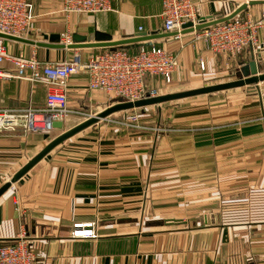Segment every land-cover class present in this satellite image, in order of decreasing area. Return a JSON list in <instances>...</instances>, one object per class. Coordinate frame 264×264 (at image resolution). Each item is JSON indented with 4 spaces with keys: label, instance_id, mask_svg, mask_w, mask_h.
<instances>
[{
    "label": "crops",
    "instance_id": "0c3cea01",
    "mask_svg": "<svg viewBox=\"0 0 264 264\" xmlns=\"http://www.w3.org/2000/svg\"><path fill=\"white\" fill-rule=\"evenodd\" d=\"M28 1V39L34 42L65 33L71 42L78 35L87 43H94L95 33L112 41L163 34L160 0H112L111 11L68 16L61 0ZM192 2L198 16L219 17L243 0ZM263 9L251 6L238 16L257 18ZM257 39L263 48L264 26ZM147 44L178 61L171 83L145 79L159 96L186 76L191 59L211 71L224 65L216 64L218 58L228 57L214 55L191 33L123 47L135 53ZM6 47L9 55L34 56L41 62L65 61L76 52L86 60L107 49L38 48L12 41ZM255 48L233 57L235 69L246 65L252 53L256 59L260 52ZM1 68L14 72L9 62ZM259 84L248 97L229 93L237 90L233 88L217 98L192 100L189 106H149L156 108L153 125L135 113L148 107L118 112L120 120L128 122L134 115L151 128L166 119L169 133L108 127L100 120L72 136L0 196V244L14 241L23 217L37 264H264V82ZM66 97L71 111L92 117L116 104L103 92L89 90L84 73L67 81ZM43 105L42 85L0 80V107ZM81 117L70 115L62 129L48 134L0 132V187L52 139L87 120ZM77 222H96L97 237L71 239V225Z\"/></svg>",
    "mask_w": 264,
    "mask_h": 264
},
{
    "label": "built area",
    "instance_id": "2783aa9c",
    "mask_svg": "<svg viewBox=\"0 0 264 264\" xmlns=\"http://www.w3.org/2000/svg\"><path fill=\"white\" fill-rule=\"evenodd\" d=\"M111 2L112 0H61L62 11L67 16L108 12L111 11ZM249 2L264 3V0H243L242 4ZM160 5L163 34H175L172 37L179 38L184 35L181 33L185 24L191 23L194 28L202 22L192 0H160ZM31 8L32 4L28 0H0V34L28 39L32 22ZM263 26L264 9L257 18L236 16L226 22L190 33L195 41H203L214 55L234 57L243 49L255 46L258 31ZM141 31L139 28L138 32ZM60 42L64 46L71 45L70 34H62ZM4 62L13 66V73L1 68ZM177 67L176 57L152 44H147L135 53L124 47H115L93 53L86 60L76 52L65 61L41 62L34 56L24 58L9 55L6 41L0 38V80L16 78L44 87L42 107H0V132L19 130L25 135L48 134L55 130V122L63 124L70 115H83L67 107L66 97L67 81L81 73L86 75L89 90L101 91L116 103L135 102L159 96L155 89L146 86L147 77L160 78L165 84H169ZM200 69H204L203 62H200ZM90 117L92 115L86 119ZM119 125L150 129L155 133L163 131L159 126L151 128L139 124L137 117H131L128 122L121 120ZM21 218L20 231L14 241L0 244V264H37L35 250L28 241L26 224L23 217ZM96 228V222L72 223L70 238L94 239L97 237Z\"/></svg>",
    "mask_w": 264,
    "mask_h": 264
},
{
    "label": "water",
    "instance_id": "95a60500",
    "mask_svg": "<svg viewBox=\"0 0 264 264\" xmlns=\"http://www.w3.org/2000/svg\"><path fill=\"white\" fill-rule=\"evenodd\" d=\"M261 4H264V3L249 2L248 4L239 5L227 15H221L215 18L214 17H202V22L199 25H196L194 28H192L191 23L185 24L183 27L185 29L182 31L181 34L190 33V32H193V30L199 31L208 26H213L219 23L226 22L238 16L240 13L244 12L248 7L255 6V5H261ZM172 36H175V34L152 33V34L147 35L146 33H141L133 38L122 39L119 41H112L109 36L102 35L100 33H95L94 43H87L86 37L72 35V44L68 46H64L60 42V39H61L60 35H49V36L44 35L43 39L46 41V43H42V42H34L29 39L16 38V37L0 34V38L5 41H12V42L31 45V46L38 47V48H50V49L115 48V47L127 46V45L134 44V43L144 42V41L146 42V41L154 40V39L161 38V37H172ZM260 82H264V73L259 72V67L257 65V62L254 59V54L252 53L251 60L246 65L240 67L239 77L234 81L215 84L211 86H205V87H201L198 89L183 91L179 93L161 95L158 97L148 98V99L139 100L135 102H118L110 107H107L106 109H104L103 111L95 115L94 117H91L75 125L74 127L63 131L60 135L52 139L41 151H39L32 159H30L23 167H21V169H19L10 178L9 181H7L5 184H3L0 187V196L4 194L11 187V185H13L18 180H20L34 165H36L41 159H43L48 153H50L56 147L61 145L64 141L78 134L82 130L95 125L100 120H103L112 114L123 112V111L134 110L138 108L149 107L153 105H160L166 102L185 99L189 97L214 94V93H218V92L233 89V88H239V87L249 86V85H256ZM53 127L55 129H62L63 124L61 122H55L53 124Z\"/></svg>",
    "mask_w": 264,
    "mask_h": 264
},
{
    "label": "rangeland",
    "instance_id": "374dc122",
    "mask_svg": "<svg viewBox=\"0 0 264 264\" xmlns=\"http://www.w3.org/2000/svg\"><path fill=\"white\" fill-rule=\"evenodd\" d=\"M235 8V7H234ZM232 6H229L227 11L228 13L231 12L234 9ZM231 10V11H230ZM42 40V39H40ZM255 49H257L260 54L256 55V59L258 62V65L260 66L261 70L260 73H264V46L263 48L259 46L258 44V40L255 44ZM220 61V63L222 62L224 65L220 66V67H216V69H211V71H208V69H200L199 65H197V60L191 59L190 64H189V70L186 73V76L180 80L175 82V84L172 86V88H170L171 90H167L166 94H173V93H179V92H183V91H188V90H193V89H198L201 87H205V86H211V85H215V84H220L221 82H230V81H234L239 77V72L237 73V71H239V69H235V62L233 57H221L218 58V60H216V64ZM231 64V65H229ZM198 66V67H197ZM171 83V82H170ZM261 83V82H260ZM258 85H260L259 83L256 85H249V86H243V87H239L237 88V90H230L231 92L229 93H234V92H243L244 95L246 97H248L249 94H255L257 93V91L255 90V86L257 87ZM228 94V92H220V93H214V94H209V95H200V96H195V98H185V99H180V100H175V101H170V102H166L163 104H160L161 107H165V108H170L172 107L171 105H187L186 103H191L192 100L194 101H201V99H207V98H217L218 96H222L225 94ZM155 105L151 106L154 107ZM189 106V105H187ZM151 109V110H150ZM184 108H182L183 110ZM148 111L146 112H135L137 115H144L145 117L141 116V120L147 124H151L153 125L157 120H155V110L156 108H147ZM129 113V112H128ZM92 114H85L82 115L81 120L87 118L88 116H90ZM120 113L115 114L109 118H107L106 120H101L100 123L108 126V127H118V128H122L120 125H116L115 123L119 124L120 118H121ZM134 117V115H133ZM139 117V116H138ZM140 119V118H138ZM140 120V122H141ZM169 121H167L166 119H162L161 121V127L162 130V134L163 133H169L170 131H172V128L169 127ZM71 125V124H70ZM69 125V126H70ZM145 126V125H144ZM147 127V126H146ZM46 134V133H43Z\"/></svg>",
    "mask_w": 264,
    "mask_h": 264
}]
</instances>
